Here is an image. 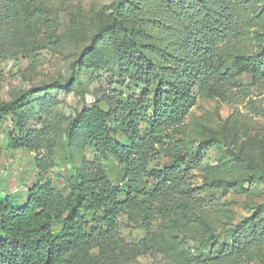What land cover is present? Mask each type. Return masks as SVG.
Listing matches in <instances>:
<instances>
[{"label":"trees","instance_id":"1","mask_svg":"<svg viewBox=\"0 0 264 264\" xmlns=\"http://www.w3.org/2000/svg\"><path fill=\"white\" fill-rule=\"evenodd\" d=\"M163 2L171 11L159 20L171 28L165 41L148 30L150 17L133 16L147 9L144 0H113L109 22L94 34L88 53L107 41L116 78L100 76V97L76 120L78 127L84 122L94 155L75 169L67 196L45 178L29 186L23 203L0 200V264H104L88 248L98 236L107 248L117 217L128 211L142 214L147 233L158 216L169 221L172 234L183 236L199 219L203 190L193 184L192 173L202 166V149L216 139L209 137L193 148L178 137L195 94L229 81L228 71H221L217 61L221 43L238 32L241 18L228 0ZM16 25V3L0 0V59L12 55ZM236 57L249 73L264 72V43L256 54ZM71 78L78 81L77 70ZM50 86L66 83L33 86L26 94ZM12 112V103L0 102V118ZM48 129L46 122L38 129L27 128L19 116L10 134L12 146L34 154L36 169L42 172L47 165L39 151ZM110 156L120 166L117 183L107 174ZM263 245L261 204L231 228L203 237L188 264H234Z\"/></svg>","mask_w":264,"mask_h":264},{"label":"rangeland","instance_id":"2","mask_svg":"<svg viewBox=\"0 0 264 264\" xmlns=\"http://www.w3.org/2000/svg\"><path fill=\"white\" fill-rule=\"evenodd\" d=\"M13 1L17 6L13 51L0 59V102L13 106L11 115L0 118V200L9 197L23 203L29 186L45 178L67 196L75 169L94 155L84 122L78 127L77 117L100 97V76L116 78V62L107 41L97 45V52L88 53L94 34L109 22L113 0ZM144 1L147 9L133 16L150 17L148 30L157 40H167L171 28L159 20L171 11L163 0ZM228 1L241 18L238 32L221 43L223 52L217 61L221 71H228L229 81L204 95L195 94L178 137L193 148L209 137L216 139L202 149V166L192 173L193 184L203 190L199 219L183 236L172 234L162 216L151 221L147 233L139 211L121 213L106 239L108 247L99 236L89 246L95 261L188 264L199 252L203 237L231 228L264 204V72L249 73L236 57L248 58L264 43V0ZM74 69L77 82L71 78ZM54 81L66 86L26 94L33 86ZM21 94L26 96L18 101ZM19 116L25 118L27 128L38 129L43 122L49 125L39 151L47 165L44 172L36 169L34 154L11 144ZM119 172L116 158L110 156L107 174L113 183L118 182ZM234 264H264V245L250 249Z\"/></svg>","mask_w":264,"mask_h":264}]
</instances>
